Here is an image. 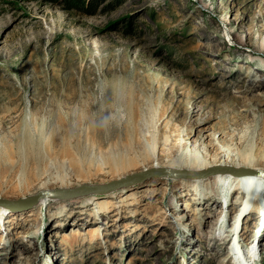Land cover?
Instances as JSON below:
<instances>
[{
  "label": "rangeland",
  "instance_id": "374dc122",
  "mask_svg": "<svg viewBox=\"0 0 264 264\" xmlns=\"http://www.w3.org/2000/svg\"><path fill=\"white\" fill-rule=\"evenodd\" d=\"M70 3L0 0V264H264V0ZM201 140L214 184L182 169L106 191L143 173L106 166L115 146L165 161Z\"/></svg>",
  "mask_w": 264,
  "mask_h": 264
},
{
  "label": "bare ground",
  "instance_id": "6f19581e",
  "mask_svg": "<svg viewBox=\"0 0 264 264\" xmlns=\"http://www.w3.org/2000/svg\"><path fill=\"white\" fill-rule=\"evenodd\" d=\"M259 56H257V58L259 60L257 62H259V63L261 62L262 66H260L259 64H257V66L259 67V70L264 71V52L260 53ZM122 119H123V121L125 120V114H122ZM200 122H204V119H200ZM200 122L197 121L198 124H200ZM129 123L130 122H128V124H127V122H126L127 125H121V127H122V129H125L128 131V133H127V135L129 134L128 139H131L132 137L130 136V134H132L134 132L133 130H134L135 125H134V122H133L132 126ZM121 124H123L122 120H121ZM140 132H138V134ZM137 140L138 139H136L135 142H137ZM132 142H134V141H132ZM129 143H130V141H129ZM141 144H142V142L139 143L140 147L137 149H134V147L131 146V143L129 146L127 145V146L122 147V148H120L121 146L120 147L115 146L117 149L112 150V152L110 154H108L104 160L106 166H109V168L113 169L114 171H118L119 174L126 172V171H129V170H135L137 168H141V170L143 172H144V170H146V171L154 170V172L159 171L160 173L162 172L161 175H165L163 173H166V172H172V173L174 172L175 173L176 171H174V170L188 169V170L196 171V169H197L198 171L201 172L200 180H193V178H192L193 176H191L190 178H187L186 181H188L187 186L189 188V191L192 189H196L199 186L197 183H199L204 178H205V180L202 181L204 185H208L207 181H210V180L212 181V178L215 180L219 179L217 174L226 170L225 168L221 169V167H216L217 165L213 164L211 161H208V160H212V157H214L213 155L210 154L211 153L210 148L212 147V145L210 143L208 145L205 144V145H207L205 148L203 140H201V143L199 142L197 145L195 142H193V143L190 142L189 147H188V144L185 143L184 146L179 147V149L183 148L182 149L183 152H182V155L180 158L172 160V159H169V157H168L165 161H160L159 155L156 154L157 152H156L155 148H157V144H158L157 142H152L151 144L144 142L142 145ZM134 146H135V144H134ZM229 156H231V154L228 152H225V154L223 155L224 159L221 158L222 160L220 161L221 162L220 164H224V163L227 164L229 162ZM238 156H241V157L244 156V157H247L244 160H247V161L250 160V159H248L249 158L248 155L239 154ZM184 157H186V158H184ZM8 159H11V158L8 157ZM1 161H0V163H1ZM247 161H245L243 163H237V164H243L241 166H246V167H248V169H251V170L262 169L259 166L258 167L255 166L256 164H254V163L252 164L251 162H247ZM3 162H2V164H3ZM8 162H9V160H8ZM5 164H6V162H5ZM5 164L3 166H5ZM165 169L167 171H164ZM243 169L244 168L234 169V167H233V169L228 171L229 173L228 172L227 173L230 175H235V176H240V177L241 176H249V175L254 174V173H252L251 170H243ZM170 170H172V171H170ZM214 171L216 173H213ZM260 172L263 173L264 170L257 172L258 176L264 177V175H261L262 173H260ZM139 180H141V179H139ZM221 180L226 181L224 179H221ZM186 181H184V182H186ZM227 181L231 182V181H236V180L233 178L232 179L229 178V179H227ZM128 183H130V182H128ZM128 183L125 182V178H122L116 182H113V183L111 182V183L107 184L105 186V188L107 189L106 191L108 192L112 188L114 189V188H118L120 186L123 187L122 185H124V184L130 185ZM133 183H135V182H133ZM213 184H214V182H213ZM83 188L90 189L91 187L90 186H80V187H76V188H72V189L58 188V189H54V190H43V191H47V192H56V195L55 196H43V195H41L36 199V201L34 203H36L38 200H40L39 203H41L44 198H50V199L54 198V199L58 200V199H66L67 197H73V196H71L73 194H68V193H70V191L81 190ZM43 191H41V192H43ZM58 192H60V193H58ZM89 192H91V191H89ZM89 192H85V190H84L83 192H80L79 194L76 193V194L77 195H84V194H87ZM37 194H34V195H37ZM75 197H76V195H75ZM22 199H26V198H22ZM84 199L88 202H93V203L98 204V205H104V204H102L101 199H98L95 197H87ZM183 217L184 216H182V213L176 215L175 218L178 219V220H176V222H178V223L181 222ZM217 222H218V220L216 221V223Z\"/></svg>",
  "mask_w": 264,
  "mask_h": 264
},
{
  "label": "water",
  "instance_id": "95a60500",
  "mask_svg": "<svg viewBox=\"0 0 264 264\" xmlns=\"http://www.w3.org/2000/svg\"><path fill=\"white\" fill-rule=\"evenodd\" d=\"M260 173H262V172H260ZM161 175L162 174V172L160 173L159 171H157V172H154V170H150V171H144L143 173H136V174H134L133 176H131V177H128V178H126L125 179V182H129V179L131 178L132 179V181L134 182V181H136V180H134L135 179V177H137V176H141V175ZM163 174H165V175H167V176H178V175H181V173H178V172H166V173H163ZM183 175V174H182ZM261 175H264V172L261 174ZM131 181V182H132ZM94 188H90V189H88V188H83V189H81V190H72V191H70V193H68V194H73V195H77L76 193H80V192H83L84 190H85V192H89V191H91V190H93ZM72 192V193H71ZM58 193H60V192H58ZM41 195H43V196H55L56 195V192H47V191H43V192H39L37 195H33V196H31V197H28V198H26V199H17V200H14V201H9V200H5L6 202H11L12 204H16V205H20V206H22V207H30L31 205H33V203L36 201V199L39 197V196H41Z\"/></svg>",
  "mask_w": 264,
  "mask_h": 264
},
{
  "label": "trees",
  "instance_id": "16d2710c",
  "mask_svg": "<svg viewBox=\"0 0 264 264\" xmlns=\"http://www.w3.org/2000/svg\"><path fill=\"white\" fill-rule=\"evenodd\" d=\"M78 1V0H77ZM70 4H72V0H71V3Z\"/></svg>",
  "mask_w": 264,
  "mask_h": 264
}]
</instances>
